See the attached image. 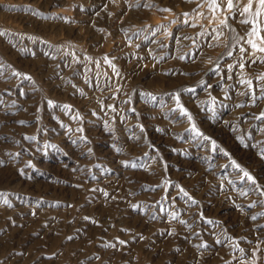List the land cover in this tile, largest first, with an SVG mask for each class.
Listing matches in <instances>:
<instances>
[{"label":"rangeland","instance_id":"374dc122","mask_svg":"<svg viewBox=\"0 0 264 264\" xmlns=\"http://www.w3.org/2000/svg\"><path fill=\"white\" fill-rule=\"evenodd\" d=\"M226 3L0 0V264H264V14Z\"/></svg>","mask_w":264,"mask_h":264},{"label":"snow or ice","instance_id":"6c2138e0","mask_svg":"<svg viewBox=\"0 0 264 264\" xmlns=\"http://www.w3.org/2000/svg\"><path fill=\"white\" fill-rule=\"evenodd\" d=\"M223 3H224V0H210V6H213L216 8L220 7V5ZM255 3L258 5V7L254 13V17L258 18L259 16L264 14V0H255ZM226 7L230 12L235 8L236 11H238L241 15H244L245 13H252L253 0H249L248 4L244 6L242 11L240 10V8L237 4H234V0H227ZM165 10H168V9H165ZM243 22L253 24L252 31H251L250 35H254V36L259 35L261 29L259 27V21L257 19H254L253 21H243ZM220 24L223 26H227V20L226 19L221 20ZM260 39H261V41H264V36H260ZM246 43H248L251 46V48L256 49L260 52H264V47H259L254 40L249 39L246 41ZM240 51L243 52V51H247V50L244 48H241ZM228 55H232V53L229 52ZM241 67H243V65H241ZM261 79H264V77H261ZM177 100H178V98H177ZM48 104H49V106H52L53 102L48 101ZM262 118H264V114H262ZM189 119H191V117H189ZM213 146L215 147V142H213ZM233 163H235V162H233ZM237 167H239V165H237ZM244 176L247 177L248 180H253V178L247 172H244ZM185 195H187V193H185ZM121 243H123V241H121Z\"/></svg>","mask_w":264,"mask_h":264},{"label":"bare ground","instance_id":"6f19581e","mask_svg":"<svg viewBox=\"0 0 264 264\" xmlns=\"http://www.w3.org/2000/svg\"><path fill=\"white\" fill-rule=\"evenodd\" d=\"M197 31V30H196ZM190 49V48H189Z\"/></svg>","mask_w":264,"mask_h":264}]
</instances>
